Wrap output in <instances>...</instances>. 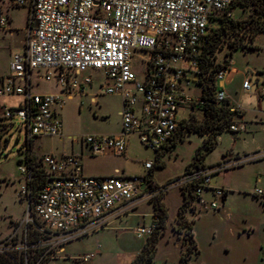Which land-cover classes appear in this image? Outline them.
<instances>
[{
    "label": "built area",
    "instance_id": "built-area-1",
    "mask_svg": "<svg viewBox=\"0 0 264 264\" xmlns=\"http://www.w3.org/2000/svg\"><path fill=\"white\" fill-rule=\"evenodd\" d=\"M237 0H0V31L10 30L9 8H24L27 25L21 48L12 53L8 74L0 79V97H15L13 107L2 108V118L19 121L24 135L17 170L21 174L18 189L27 204V216L42 226L44 238L54 254L65 246L102 229L110 220L120 218L142 203L155 202L171 188L191 191L192 211L219 209L224 189L209 186L211 176L264 157L225 160L214 166L192 168L180 178L158 186L146 177L117 174L91 177L82 174V153L62 152L59 156L42 154L29 159L30 147L38 137H62L58 113L67 97H81L94 87L92 72L102 73L92 103L98 95L120 99V132L111 135H82L72 143L89 150L91 156L125 155L126 139L132 135L155 154L145 162L152 170L165 150L171 148L180 107L202 105L188 96L182 83L187 74L197 72V60L207 35L208 21L230 15ZM228 68L215 76L217 102H227L223 79ZM53 82L56 94L36 93L33 86ZM252 91L249 79L241 86ZM264 97V83L258 90ZM138 107V109H137ZM236 116L229 126L232 133L246 131L238 117L243 110L229 105ZM183 120V119H182ZM264 124V112L260 113ZM29 155V156H28ZM34 161V162H33ZM34 171L41 182L31 201ZM210 190L211 199L203 197ZM253 196L264 202V188ZM157 218L133 229L136 239L148 237ZM97 250L64 257L71 264H89Z\"/></svg>",
    "mask_w": 264,
    "mask_h": 264
},
{
    "label": "rangeland",
    "instance_id": "rangeland-1",
    "mask_svg": "<svg viewBox=\"0 0 264 264\" xmlns=\"http://www.w3.org/2000/svg\"><path fill=\"white\" fill-rule=\"evenodd\" d=\"M241 2L240 0V4L231 9L230 16L233 19H245L254 13V4L242 8ZM8 13L15 32L12 36L0 32V76L8 73L9 51L14 46H18L21 39L23 41L25 27L28 26L26 9L13 7L8 9ZM217 26V21H208V31ZM248 45L252 48H240L233 53L235 66L239 70L247 69L251 73L260 72L264 76V32L259 33L253 43ZM226 50L227 48L224 47L216 51V63H223ZM91 75L95 82L94 90H97L96 83L102 79V73L92 72ZM196 79L197 75L192 70L187 74V81H183L182 87L188 96L199 99L200 87L196 85ZM241 83L242 76L235 75L231 82L230 98L233 104L239 99V107L245 111L246 119L251 124L248 123L246 133H232L228 130L218 133L215 137V147L203 160L207 166L221 163L224 156L243 159L264 152V124L259 122L260 113L264 112V97L258 96L257 90L254 92L246 90L240 94V97L236 96L235 92L239 93ZM34 92L57 94L58 88L53 83L41 81L40 85L34 88ZM17 102L18 99L15 97H0V248L26 254L28 261L33 257L34 264H64L66 262L62 260L63 256L74 257L91 253L98 247L100 253L90 264H130L138 254L139 246L146 240L135 238L133 235L135 223L131 218L116 224V229L105 230L98 235L92 234L74 241L66 246L65 253L56 255L54 247L44 238L42 226L34 217L27 216V204L18 193L21 174L17 170L20 165L18 161L22 158L19 150L23 146L24 135L18 132L20 128L18 120L2 118L3 106L13 107ZM119 109V100L110 96L98 98L97 106L89 105L85 101L81 104L77 98L65 101L58 113L65 138L63 141L55 138L39 139L38 147L35 149L36 154H46L52 150L58 153L63 151L79 153V145L71 144L67 136L116 133L119 130L120 119L117 116ZM189 111V105L180 107L177 120L186 119ZM191 115L197 120L201 119L198 110H194ZM204 139L206 136L185 133L175 146L165 150L158 157L149 174L143 164L153 162L155 154L143 146L137 136L132 135L128 138L125 155L91 156L87 149V153H84L82 158V174L103 176L112 174L118 169L127 177L147 176L150 182L158 186L166 185L186 174V165L191 162L194 152L202 145ZM259 178L264 180V162L256 167L244 164L215 173L211 176L210 187H224L233 192L226 201L224 213L219 215L217 211L203 209L201 214L198 212L200 214L198 217L192 211L191 205L186 207L185 218L186 221L194 220L192 225L200 252L196 264H264V256L256 261V256L251 250V246L257 243L258 239L263 240L264 246V203L252 197L254 188L264 186L263 183L256 182ZM162 203H165L167 218L164 234L157 244L153 264H179L180 255L184 250L176 222L177 212L183 204L181 190L178 188L167 190L162 197ZM222 207L219 202V210ZM151 209L152 203H145L139 207L136 214L143 216L150 213ZM145 219L147 223V218ZM247 235H249L248 239L245 238Z\"/></svg>",
    "mask_w": 264,
    "mask_h": 264
},
{
    "label": "trees",
    "instance_id": "trees-1",
    "mask_svg": "<svg viewBox=\"0 0 264 264\" xmlns=\"http://www.w3.org/2000/svg\"><path fill=\"white\" fill-rule=\"evenodd\" d=\"M242 8L254 4L253 14L245 19L236 20L230 15L222 18L214 19L218 22V26L208 31L205 42L201 47V52L197 60V79L196 85L200 87V100L202 105L192 103L191 111L198 110L201 113V119L197 120L193 115L189 114L187 119H183L178 123L175 137L171 143V147L184 136L185 133H195L206 136L201 146H199L193 154L191 162L186 165L185 171L189 172L192 168H204V158L215 145V137L223 130L229 131L230 124L235 121L236 116L229 112L228 102H217L215 100L216 83L215 76L218 71L228 68L229 61L233 57V53L238 49H250L248 44H252L254 38L261 32H264V0H241ZM240 0H237L231 9L237 6ZM213 21V20H212ZM227 48L224 54L222 64L216 63L215 53L217 50ZM231 132V131H229ZM32 153V152H31ZM29 156V155H28ZM31 160L35 157L30 156ZM20 162V160L18 161ZM34 162V161H33ZM35 172L33 180V190L31 201H34L41 182L40 171ZM151 174V170L148 172ZM183 196V204L180 206L176 222L178 231L181 234L182 246L184 250L180 255L179 264H190L192 257L198 254V249L193 238L192 223L194 220L186 221V207L193 200L191 191L181 190ZM162 196L155 198L153 204V214L157 218L154 231L146 237L140 252L135 256L130 264H153L154 256L157 250V244L164 234L165 221L167 218V209L162 203ZM223 197L222 202L224 201ZM195 214V213H194ZM33 244V242H31ZM26 255V254H25ZM23 253L8 248H0V264H34L33 257L30 261Z\"/></svg>",
    "mask_w": 264,
    "mask_h": 264
},
{
    "label": "crops",
    "instance_id": "crops-1",
    "mask_svg": "<svg viewBox=\"0 0 264 264\" xmlns=\"http://www.w3.org/2000/svg\"><path fill=\"white\" fill-rule=\"evenodd\" d=\"M1 13H3V6H0V14ZM230 15H231V10H230ZM8 20H9V25H10V30L9 31H7V32H4V31H0V32H2V33H8L9 35H11L12 36V34L15 32L14 31V28L12 27V20H11V17H10V15H9V13H8ZM22 43H23V41H22V39L19 41V44H18V46H14L10 51H9V58L11 59V55H12V53H14V52H16V51H18L20 48H21V46H22ZM10 59H9V62H10ZM221 64V63H220ZM8 69H9V65H8ZM8 72V71H7ZM253 73H254V75H253ZM253 73H251V72H249V70H239L236 66H235V63H234V60H233V57H232V59L229 61V64H228V69H227V72H226V74H225V77H224V79H223V89H224V92H225V94H226V96H227V102H228V104L229 105H231V106H233V105H237V106H239V104H240V102H239V99H237V100H235V103L236 104H233L232 102H231V82H232V80H233V77L235 76V75H241L242 76V83L246 80V79H249V81H250V83H251V81H252V86H251V89H252V92H254V91H258V89L260 88V86H261V84H263L264 83V76L262 75V73H260V72H253ZM8 74V73H7ZM7 74H5V75H1L0 76V79H2L4 76H6ZM40 83H41V81L40 82H38V83H36L34 86H33V91H34V88H36V87H38V85H40ZM47 83H53V82H47ZM242 83H241V86H242ZM54 84V86L55 87H57L56 85H55V83H53ZM241 86L239 87V93L238 92H235V95L237 96H239L240 97V94L241 93H243L244 92V90H242L241 89ZM96 91V89L94 90V87L90 90H88V92H87V94L86 95H83V96H81V97H71V98H69V97H67L66 99H65V101H68V100H73V98H77V99H79L80 100V103L82 104L83 103V101H85V102H87L89 105H92V106H97L98 105V98H100V97H102V95H97L95 98H94V101H95V103H92V100H93V98L91 97L92 95H93V93ZM58 92H59V89H58ZM110 97H115V96H110ZM115 98H117L118 100H119V102H120V99L118 98V97H115ZM262 98V97H261ZM65 104V103H64ZM137 109H138V107H137ZM120 110H121V103H120V109L117 111V116L119 117V119H120ZM60 112V111H59ZM193 111H189L188 112V117H189V114H191ZM187 117V118H188ZM246 113H245V111H243V113H242V115H240L238 118L240 119V120H242L243 122H245L246 123V131H247V125H248V123H250L251 124V122H248V120L246 119ZM186 118V119H187ZM235 120H237V119H235ZM259 122H260V117H259ZM246 131H245V133H246ZM120 132V120H119V130L116 132V133H114V134H117V133H119ZM62 133H63V136L62 137H38V138H35L34 140H33V142H32V144H31V147H30V150H31V152L33 153V155H35V156H38V154H36V152H35V149L38 147V140L39 139H41V138H51V139H53V138H55V139H57V140H59V141H63V139L65 138L64 137V130H63V126H62ZM73 137H75V136H67V139L70 141V143L71 144H73L72 142H71V138H73ZM129 138V137H128ZM128 138L126 139V144H127V141H128ZM79 148H80V153H82V158H83V156H84V153H87V149H85L84 147L82 148V147H80L79 146ZM64 152H66V153H70V152H67V151H64ZM46 154H54V155H56V156H59L61 153H58V152H56L55 150H52V151H50V152H48V153H46ZM40 155H42V154H40ZM115 156H119V155H115ZM235 158H238V157H230V156H224L223 157V159H222V161H225V160H232V159H235ZM264 160V158H262V159H256V160H251V161H247V162H245L244 164H248V166H258V164H261L262 162H264L263 161ZM244 164H242V165H244ZM205 165V164H204ZM242 165H240V166H242ZM205 167H209V166H207V165H205ZM239 167V166H238ZM236 168V167H235ZM232 169H234V168H232ZM115 174H117V175H119V176H125L123 173H120L119 172V170L118 169H115L114 170V172L112 173V174H109V175H103V176H110V175H115ZM91 177H100V176H91ZM256 182L258 183V184H261V183H263L264 184V180H262V179H257L256 180ZM209 186H210V182H209ZM216 188H219V187H216ZM222 189H224V191H225V193H224V196H225V198H224V201L222 202V200H223V198H222V200H221V204L223 205V207H222V209H218V210H215V211H217V214L219 213V215H222V212L224 213V211L226 210L225 208V205H226V201L228 200V198L230 199V197H231V194L233 193V192H231V191H229V189H226V188H224V187H221ZM260 188H264V186L263 187H260ZM254 189H256V188H254ZM254 191V190H253ZM239 194H240V192H238ZM253 193V192H252ZM203 197L206 199V200H208V199H211V193H210V190H204L203 191ZM252 197L255 199V200H257V201H259L257 198H255L254 196H253V194H252ZM256 201V202H257ZM259 202H261V203H264L263 201H259ZM145 203H142V204H139V205H137L136 207H134V209H132L130 212H128V214H126V215H124V216H122V217H120V218H117V219H112V220H110L106 225H104L103 227H102V229H100V230H98L97 232H95V233H93V234H95V235H98L100 232H103V231H105V230H110V229H116V227H115V225L116 224H121L122 222H123V220L125 221L126 219H128V218H131V219H133V223H135L134 224V228L135 227H137V226H141V225H144V226H147V225H149L150 223H151V217H152V215H153V207H152V209H151V211H150V213H148V214H144L143 216H139L140 214H136V212H137V210L139 209V207L140 206H142V205H144ZM164 205H165V203H164ZM201 214L202 213V210H199V211H195L194 213L196 214V215H198L199 213ZM199 214V215H200ZM214 214H216V213H213V215ZM199 215H198V217H199ZM145 217L147 218V223H145ZM197 217V218H198ZM199 219V218H198ZM194 222V221H193ZM192 228H193V225H192ZM92 235V234H91ZM248 236L249 235H247L245 238L246 239H248ZM193 238H194V241H195V238H196V234H194V228H193ZM144 239H146V238H144ZM138 240H142V239H138ZM195 243H196V241H195ZM144 244V242H142V245ZM142 245L141 246H139V249H138V253L140 252V250H141V248H142ZM196 246H197V244H196ZM65 248H66V246H65ZM65 248H64V251H63V253H65ZM197 249H198V246H197ZM263 249H264V246H263V240H257V243H254L252 246H251V250L253 251V253L255 254V256H256V261L261 257V256H264V251H263ZM100 253V251H98V253L96 254V255H98ZM199 250H198V254L195 256V257H192L191 259H190V261H189V263L191 264H196L195 263V261H197V258H198V256H199ZM96 255L94 256V258L96 257ZM64 257H68V256H63L62 258V260L63 261H65L66 263H64V264H69L70 262L68 261V260H66V259H64ZM94 258H93V260H94ZM92 260V261H93ZM91 261V262H92ZM69 262V263H68ZM71 264V263H70ZM90 264V263H89Z\"/></svg>",
    "mask_w": 264,
    "mask_h": 264
}]
</instances>
